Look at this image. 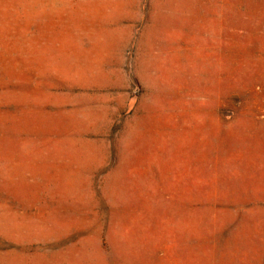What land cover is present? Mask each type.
<instances>
[{
  "label": "rangeland",
  "instance_id": "obj_1",
  "mask_svg": "<svg viewBox=\"0 0 264 264\" xmlns=\"http://www.w3.org/2000/svg\"><path fill=\"white\" fill-rule=\"evenodd\" d=\"M0 264H264V0H0Z\"/></svg>",
  "mask_w": 264,
  "mask_h": 264
}]
</instances>
